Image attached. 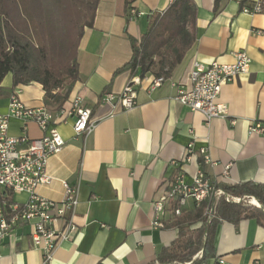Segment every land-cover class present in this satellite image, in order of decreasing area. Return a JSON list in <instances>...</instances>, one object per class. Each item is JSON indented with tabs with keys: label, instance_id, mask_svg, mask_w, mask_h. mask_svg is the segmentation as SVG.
Returning a JSON list of instances; mask_svg holds the SVG:
<instances>
[{
	"label": "crops",
	"instance_id": "0c3cea01",
	"mask_svg": "<svg viewBox=\"0 0 264 264\" xmlns=\"http://www.w3.org/2000/svg\"><path fill=\"white\" fill-rule=\"evenodd\" d=\"M192 1L197 10L196 41L168 80L149 91L154 73L141 77L139 70L124 68L132 57L129 38L139 43L148 17L166 10L169 0H99L94 24L84 29L79 42L78 79L62 108L54 113L64 147L49 159L51 184L37 190L47 200L60 201L62 181L78 187L73 217L77 231L45 261L32 244L31 226H16L0 244V264H159L162 249L171 248L179 238V229L172 225L177 218L172 205L161 217L164 227L152 226V204L165 180L181 171L189 181L200 169L218 187L264 185V132H249L252 124L264 123V15L242 10L252 8L257 0ZM131 9L143 15L130 18ZM242 51L251 60L249 72L224 85L218 100L228 106L227 118L213 119L206 126L201 114L174 100L176 89L170 83L188 85L194 64H233L235 54ZM135 78L141 83L135 86L134 108L100 103L104 93L118 95ZM1 87L8 93L0 99V113L5 114L12 91L10 74ZM16 89L26 107L44 106L41 85ZM75 98L91 111L90 131L78 137L73 133L75 112L68 115ZM8 134H25L31 139L42 136L36 124L28 123L23 130L16 120L10 121ZM189 144L194 157L184 162ZM201 149L206 150L209 163L202 161ZM11 197L18 204L28 200L25 193ZM198 207L187 200L181 214ZM208 209L204 214L213 219ZM201 224H190L188 230L193 233ZM212 246L203 264H264V227L255 219L219 221Z\"/></svg>",
	"mask_w": 264,
	"mask_h": 264
},
{
	"label": "built area",
	"instance_id": "2783aa9c",
	"mask_svg": "<svg viewBox=\"0 0 264 264\" xmlns=\"http://www.w3.org/2000/svg\"><path fill=\"white\" fill-rule=\"evenodd\" d=\"M173 1L169 0L170 3ZM242 10L251 15H264V0H257L252 8ZM129 14L130 18L143 15L134 9H131ZM250 63V58L243 51L235 54L233 64L196 63L187 76L188 85L182 82L170 83L176 89L174 100L189 108L191 112L201 114L206 126L213 119H225L228 117V106L218 101L222 87L233 83L239 75L248 73ZM167 80L165 77L153 78L148 90L159 88ZM140 83L141 80L135 78L118 95L104 93L100 103L113 107L119 105L123 110H131L136 106L135 86ZM81 102L80 98H75L72 101L71 112L68 113L71 115L75 112L74 137L90 131L91 111L82 108ZM11 120L21 122L23 130L28 123L36 124L42 136L38 139H31L25 134L18 137L10 136L8 128ZM249 132H264V123L252 124ZM63 147L64 141L57 131L54 113L45 106L26 107L19 98V91L14 89L8 96L7 113H0V244L16 226L29 224L33 246L42 252L44 260L48 261L60 242L69 240L77 231L73 217L78 205V187L62 181L63 196L60 201L47 200L37 193L38 188L51 184L52 177L47 172L48 162ZM199 153L203 156L202 161L209 163L206 150L201 149ZM193 157L192 144H189L183 161H191ZM172 165L179 167L180 164L172 162ZM229 167L226 166V170ZM19 193L28 195V200L24 204L12 201L11 196ZM9 198L11 203L8 205ZM208 198L213 201L223 199L226 203L244 206L248 200L251 206L260 209L264 214V208L254 198L237 197L225 192L198 169L191 175L189 181L180 171L173 179L162 183L161 194L152 204L154 216L152 226L164 227L161 217L171 205L173 206L171 212L176 217L181 215L187 200H192L196 206H200ZM251 199H254L257 205H253ZM209 212L212 213V210L208 209L207 214Z\"/></svg>",
	"mask_w": 264,
	"mask_h": 264
},
{
	"label": "trees",
	"instance_id": "16d2710c",
	"mask_svg": "<svg viewBox=\"0 0 264 264\" xmlns=\"http://www.w3.org/2000/svg\"><path fill=\"white\" fill-rule=\"evenodd\" d=\"M98 4L99 0H0V99L8 95L1 83L10 74L12 91L37 83L44 91V106L59 111L78 79L79 42L84 29L93 26ZM196 13L192 0H174L163 12L149 16L139 43L129 38L132 57L124 68L139 70L141 77L154 73L168 78L196 41ZM222 190L252 197L264 208V185L243 183ZM208 208L213 219L204 214ZM241 219H255L264 227V214L256 207L223 199L202 202L194 212L177 216L172 225L179 229L178 241L162 249L158 263L203 264L213 248L216 224ZM198 221L201 226L190 233L189 225ZM199 252L201 257L192 260Z\"/></svg>",
	"mask_w": 264,
	"mask_h": 264
},
{
	"label": "rangeland",
	"instance_id": "374dc122",
	"mask_svg": "<svg viewBox=\"0 0 264 264\" xmlns=\"http://www.w3.org/2000/svg\"><path fill=\"white\" fill-rule=\"evenodd\" d=\"M246 206H249V207H252V208H255V207H253V206H251L250 204H249V201L248 200H246V202L244 203Z\"/></svg>",
	"mask_w": 264,
	"mask_h": 264
},
{
	"label": "bare ground",
	"instance_id": "6f19581e",
	"mask_svg": "<svg viewBox=\"0 0 264 264\" xmlns=\"http://www.w3.org/2000/svg\"><path fill=\"white\" fill-rule=\"evenodd\" d=\"M251 203H252L253 205H257V202H256L254 199H251Z\"/></svg>",
	"mask_w": 264,
	"mask_h": 264
}]
</instances>
